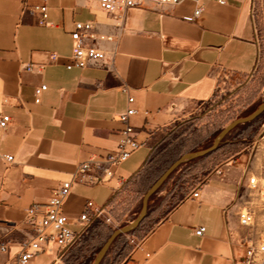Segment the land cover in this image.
Listing matches in <instances>:
<instances>
[{"label": "crops", "instance_id": "1", "mask_svg": "<svg viewBox=\"0 0 264 264\" xmlns=\"http://www.w3.org/2000/svg\"><path fill=\"white\" fill-rule=\"evenodd\" d=\"M41 3L0 0V115L11 118L7 130L0 129V243L8 245L0 264H10L31 236L25 211L46 205L79 163L115 149L123 127L118 117L128 108L136 112L129 122L143 146L114 169L107 185L72 187L63 213L74 232L88 202L104 208L144 170L159 132L211 101L221 77L248 76L257 67L252 0H228L222 7L203 0L195 22L183 20L192 13L189 3L131 9L121 29L98 0H48L47 25L39 26L34 8ZM76 22L95 23L96 45L105 57L67 70ZM50 53L60 57L57 63L50 64ZM28 64L45 67L26 72ZM40 85L46 90L35 104ZM248 176L242 158L209 174L195 190L199 198L188 194L119 264H236L243 256L237 214L243 189L250 190ZM200 227L205 232L197 237ZM29 264H60L59 250L51 243Z\"/></svg>", "mask_w": 264, "mask_h": 264}, {"label": "rangeland", "instance_id": "2", "mask_svg": "<svg viewBox=\"0 0 264 264\" xmlns=\"http://www.w3.org/2000/svg\"><path fill=\"white\" fill-rule=\"evenodd\" d=\"M253 19L259 52L255 71L248 76L221 77L211 101L196 105L183 114V118L159 132L152 141L154 150L144 170L115 192L103 213L86 226L80 242L59 253L60 264H85L89 258L93 260L112 232L129 226L138 218L143 196L172 163L185 154L209 148L222 129L235 120L246 118L264 103V0L254 1ZM239 158L248 161V172L256 178V187L242 191V208L250 210L253 222L246 228L238 225L237 240L243 251L249 242H264L263 113L252 124L238 125L233 129L217 152L181 164L150 198L141 225L132 233L117 238L102 264L121 263L130 248L176 204L202 186L209 174L226 169L228 162ZM256 264H264V257Z\"/></svg>", "mask_w": 264, "mask_h": 264}, {"label": "built area", "instance_id": "3", "mask_svg": "<svg viewBox=\"0 0 264 264\" xmlns=\"http://www.w3.org/2000/svg\"><path fill=\"white\" fill-rule=\"evenodd\" d=\"M217 6H225L228 0H212ZM254 1L251 3V17L253 19ZM47 2L34 8L38 14L37 24L39 26L47 25ZM184 3L192 6V13L184 17L186 22H195L203 13V0H98L99 8L114 22L116 28H120L124 21L126 13L131 9H145L152 7L161 9L164 7H177ZM254 23V19H253ZM255 27V24H254ZM104 40L105 37H99ZM107 40H111L107 38ZM72 51L67 58L65 68L85 69L90 64L102 61L105 57L104 52L96 45L95 23L94 22H76L73 25L71 33ZM256 41V37H255ZM259 52L257 51V58ZM60 57L55 53L49 54L50 64L57 63ZM44 65H24L26 72L41 73ZM46 90L45 85H40L34 90L35 104L40 103V97ZM126 90V89H124ZM133 102L128 98V103ZM132 108H128L123 114L119 115L118 121L122 124V129L117 133L118 140L114 150L107 153L102 159L91 158L86 162L79 163L74 172L67 181L58 185L52 192L48 203L44 206H33L25 211V222L31 231L30 238L23 244L21 251L13 257L10 264H29L38 253L48 251V245L54 244L59 253L66 252L77 244L82 237L86 226L98 218L103 213V208L94 209L93 204L88 202L83 214L76 220L80 229L72 231L68 226L70 219L63 213V206L71 193L74 185L85 187H97L107 185L114 177V169L130 159V157L143 145L136 140L135 129L130 125V118L135 115ZM11 118L7 115H0V129L6 131ZM8 163L13 162L12 156H2ZM247 183L250 190L256 187V178L247 177ZM192 199H198V192L191 193ZM240 227H250L253 222V214L247 208H241L237 214ZM204 227L195 230L197 237L203 236ZM8 245L0 243V252H6ZM264 257V242H249L244 245L243 256L238 264H256L257 260ZM236 263V264H237Z\"/></svg>", "mask_w": 264, "mask_h": 264}, {"label": "water", "instance_id": "4", "mask_svg": "<svg viewBox=\"0 0 264 264\" xmlns=\"http://www.w3.org/2000/svg\"><path fill=\"white\" fill-rule=\"evenodd\" d=\"M264 113V103H262L254 112H252L249 116L243 119H238L233 122H231L229 125H227L224 129L220 131V133L216 136L214 139L212 145L203 150L198 152H193L189 154H185L181 156L178 160H176L174 163H172L166 171L153 183V185L148 189V191L145 193L142 199L141 203V212L138 216V218L133 221L129 226H126L124 228L118 229L111 233V235L107 238L105 243L100 248L97 256L95 257L92 264H101L104 257L106 256L110 246L113 244V242L122 235H127L132 233L144 220L146 216V210L147 205L150 200V198L157 193V191L162 187V185L167 181V179L174 173V171L183 163L203 158L213 152H215L225 137L238 125H243L246 123H249L253 120H255L257 117H259L261 114Z\"/></svg>", "mask_w": 264, "mask_h": 264}, {"label": "trees", "instance_id": "5", "mask_svg": "<svg viewBox=\"0 0 264 264\" xmlns=\"http://www.w3.org/2000/svg\"><path fill=\"white\" fill-rule=\"evenodd\" d=\"M260 116H261V115H260ZM260 116H259V117H260ZM259 117H257L255 120H253V121H251V122H249V123L243 124V125H249V124H252V123L255 122ZM219 133H220V132H219ZM219 133H218V134H219ZM218 134H217V135H218ZM223 141H224V140H223ZM222 144H223V142L221 143V145L219 146V148H218L215 152H217V151L221 148ZM213 153H214V152H213ZM213 153H211V154H213ZM211 154H209V155H211ZM209 155H207V156H209ZM207 156H205V157H207ZM205 157H203V158H205ZM200 159H202V158H200ZM189 162H190V161H189ZM169 178H170V177H169ZM169 178H168V179H169ZM168 179H167V180H168ZM141 223H142V222H141ZM141 223H140V225H141ZM140 225H139V226H140ZM118 238H119V237H118ZM80 240H81V238L79 239L78 242H80ZM106 240H107V239H106ZM106 240H105V241H106ZM105 241H104V243H105ZM104 243H103V244H104ZM103 244H102V245H103ZM102 245H101V247H102ZM101 247H100V248H101ZM100 248H99V250H100ZM99 250H98L97 252H96V250H95L93 254H95V252H96V254H95L93 260H92V258H89L88 263L86 262L85 264H92L93 261H94V259H95V257L97 256ZM101 264H102V263H101Z\"/></svg>", "mask_w": 264, "mask_h": 264}]
</instances>
